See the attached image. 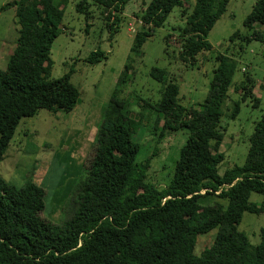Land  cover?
Returning a JSON list of instances; mask_svg holds the SVG:
<instances>
[{"label": "trees", "instance_id": "obj_1", "mask_svg": "<svg viewBox=\"0 0 264 264\" xmlns=\"http://www.w3.org/2000/svg\"><path fill=\"white\" fill-rule=\"evenodd\" d=\"M94 1L119 14V21L130 0ZM188 1L151 0L140 16L150 30L137 33L131 55L139 54L151 32L162 28L173 10ZM229 2L195 0L181 30L186 43L182 57L194 59L211 50L207 36ZM60 7L56 0H18L2 7L15 9L19 29L7 69L0 71V163L22 118L33 117L41 109L68 113L79 101L80 92L70 82L71 72L51 78V49L62 32L64 17ZM86 8V1L81 0L78 11ZM114 25H109L110 30ZM255 25L264 26V0L256 2L244 22L250 30ZM252 38L262 39L260 31L255 30ZM104 59L105 53L97 50L88 63ZM217 61L208 95L198 107L181 105L180 90L170 83L157 108L165 120L176 116L171 130L184 127L189 134L169 187L157 189L145 182L144 175L139 182L141 192L128 193L129 178L138 167L140 144L134 136L140 123L127 113L125 101L117 94L110 98L97 132L87 176L74 192V215L69 221L57 225L40 217L46 194L32 179L19 189L0 177V264H264V227L256 246L238 229L244 212L264 211V202L260 207L250 203L252 193L264 197V113L255 126L242 166L219 176L223 153L201 159L210 143L219 148L224 140L222 107L228 99L235 66L225 55H219ZM129 69L125 67L118 86L127 84ZM166 75L158 68L151 70L157 81L162 82ZM252 87L245 82L238 91L242 99H250L253 107H258L261 100ZM239 109L235 102L232 119ZM202 191L218 193L227 205L216 202L202 206ZM213 230L217 233L212 245L196 255L198 237Z\"/></svg>", "mask_w": 264, "mask_h": 264}, {"label": "rangeland", "instance_id": "obj_2", "mask_svg": "<svg viewBox=\"0 0 264 264\" xmlns=\"http://www.w3.org/2000/svg\"><path fill=\"white\" fill-rule=\"evenodd\" d=\"M18 0H0V71H6L10 50L18 38L15 9L2 7ZM81 0H56L64 10L61 34L55 39L51 58V78L58 79L71 72L70 82L80 92L76 107L68 113L39 110L33 117L20 120L14 136L0 163V177L17 188L33 180L45 191V208L40 217L47 222L61 225L74 215L73 195L85 180L90 158L94 155L95 138L109 107L112 95L125 101L128 114L140 123L134 141L140 144L137 166L129 178V194L141 192L139 182L157 189L171 184L181 149L188 139L184 127L170 129L173 120H165L157 108L167 85L173 83L180 90L179 103L186 108L198 107L208 95L217 57L231 58L235 70L228 99L222 107L221 130L224 140L221 147L210 143L201 159L221 152L225 159L218 175L245 163L250 139L256 124L264 113V26L255 25L254 30L244 26L258 0H230L225 13L207 36L211 50L199 53L194 59L184 55L186 43L181 30L195 0L175 8L164 26L151 32V36L131 55L134 38L138 32L150 28L140 16L151 0H130L124 7L121 20L113 10L99 6L94 0L86 1V10L78 11ZM115 24L110 30L109 25ZM260 31L262 39L252 38ZM101 50L106 59L89 64L92 52ZM12 52V53H13ZM129 66L128 82L118 86L125 67ZM158 68L167 75L160 82L151 76ZM251 78V81L249 80ZM253 84V94L260 98L258 107L250 99H242L240 84ZM235 102L240 105L235 119L231 114ZM149 163L146 167V163ZM199 199L202 206L227 201L216 194H205ZM264 197L252 193L250 203L262 206ZM264 227V211L258 214L244 212L238 225L250 244L260 243V231ZM216 230L198 237L195 253L201 255L209 248Z\"/></svg>", "mask_w": 264, "mask_h": 264}, {"label": "crops", "instance_id": "obj_3", "mask_svg": "<svg viewBox=\"0 0 264 264\" xmlns=\"http://www.w3.org/2000/svg\"><path fill=\"white\" fill-rule=\"evenodd\" d=\"M13 46H14V50H15L17 44L15 43V45H13ZM12 52H13V51L10 50V53H7V54H10V56H11V55L13 54Z\"/></svg>", "mask_w": 264, "mask_h": 264}]
</instances>
